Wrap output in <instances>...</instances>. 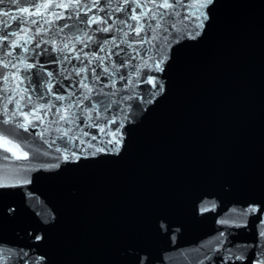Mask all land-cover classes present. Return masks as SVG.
Masks as SVG:
<instances>
[{
  "label": "water",
  "instance_id": "obj_1",
  "mask_svg": "<svg viewBox=\"0 0 264 264\" xmlns=\"http://www.w3.org/2000/svg\"><path fill=\"white\" fill-rule=\"evenodd\" d=\"M190 4L204 7L197 12ZM184 5L179 17H165L161 39L153 42L150 55L164 58L163 70L149 61L139 75H126L127 83L117 76L115 86L104 89L117 93L107 114L116 123H97L116 132L123 122L118 151L111 150V135L84 127L85 118L78 122L89 133L84 143L66 145L56 129L69 125L52 122L67 101L51 93L72 89L63 80L65 91H58L60 54L44 41L60 44L72 35V9H48L45 19H53L52 12L64 19L42 24L47 31L39 35L31 25L26 53L3 42L0 60L17 66L0 73L19 79L10 77L6 93L0 79V135L28 156L17 159L0 147V264H264V0ZM17 7L5 0L0 12L15 14ZM19 7L34 5L22 0ZM65 23L69 27L59 32ZM13 30H20L16 22ZM21 57L34 67L26 70ZM17 101L21 112L32 113L27 128L17 126L23 115L5 122ZM49 102L56 107L40 108ZM38 108L41 120L34 119Z\"/></svg>",
  "mask_w": 264,
  "mask_h": 264
},
{
  "label": "snow or ice",
  "instance_id": "obj_2",
  "mask_svg": "<svg viewBox=\"0 0 264 264\" xmlns=\"http://www.w3.org/2000/svg\"><path fill=\"white\" fill-rule=\"evenodd\" d=\"M11 4L17 5L15 14L9 11L0 12V49L4 47L3 42L9 41L10 48L16 49L20 47L23 52H28L29 49L25 44L32 41L33 36L29 35L31 31V25H36V34L47 31L43 28L42 24H47L50 27L55 19H64L63 14L51 13L53 19H45V15L48 14L47 10L50 8L72 9L73 14L77 18L72 25V35L66 39L61 38V43L56 44L54 39L46 40L44 43L53 45V51L58 52L60 55L56 59V63L63 66V71H58L57 75L60 78L58 81V91H65L63 80H68V87L71 91H66L64 95H56L51 93L53 85L49 83L47 85L48 91L55 98V101L62 102L67 101L66 105L61 104L56 107L54 103L41 104L40 108L51 111L53 107H56V112L53 113V123H59L63 121L69 125L67 129L57 128L58 132H61V139L68 138L67 143L79 140L84 143L83 136H88L89 133L85 132L82 127L79 126L81 118H85L84 127L99 128V132L105 135H111L112 139L108 141L109 144H114L115 147L112 151H118L120 145L119 127L123 126V122L118 125L116 132H111L109 129L106 132L105 127H100L97 121L105 122L106 124L116 123V120L108 116L109 108L114 102L111 97L117 95L115 91L105 92V87H114L116 83V77L119 76L120 80H125V76L134 72L136 75L140 74V70L150 67L149 61L157 70L162 71L160 64L163 62V57L160 61H156L150 53L152 52L153 42L161 39V29L164 28L162 21L165 17H179V8L184 7V0H68V2L57 3L56 0H43V2L37 3L36 0H24V2H30L34 5V8L19 7L22 0H9ZM5 0H0V5L4 4ZM188 7L195 9L197 12L204 7L203 4H190ZM95 9V11H93ZM137 9L141 11L137 12ZM170 10V11H164ZM83 13V18H81ZM92 13V15H89ZM103 13V15H100ZM122 13L123 15H117ZM202 14V13H201ZM195 15V12L193 13ZM39 17V20L32 19V17ZM71 19V16L68 17ZM188 17H186L187 19ZM111 21V23H109ZM153 21L155 23L153 24ZM11 22L17 23L19 31L13 30L11 32L8 29L11 27ZM135 22V23H133ZM20 25H27L28 27L20 28ZM91 25H96L93 29ZM199 26V25H197ZM67 23L59 26L58 31L63 32L64 28H68ZM175 27V25H173ZM100 35L97 36L96 34ZM110 34V35H105ZM15 38V39H10ZM76 45L81 47L77 49ZM95 46V50L92 51V46ZM123 45L124 47H121ZM40 44L37 42L36 48H39ZM89 49V52H85L84 49ZM113 49H116L115 56L119 60V64L112 59ZM47 55V49L43 50ZM144 52V56L140 55V52ZM35 52V48L33 49ZM123 53V56H121ZM6 57L12 56L11 51L4 53ZM76 60L77 64H72V61ZM136 60L138 63H131ZM20 62L24 68L31 69L33 64H26L21 57ZM70 65V67H68ZM16 64L11 63L8 60H0V68L8 69L9 67L16 68ZM120 68H125L128 72L121 73ZM97 69H100L97 74ZM52 73L49 72L48 76ZM89 76L91 79H89ZM10 77L19 79L18 74L3 75L0 73V79L3 80V92L6 93L8 89V81ZM75 77L76 79H73ZM105 78L108 83H102L101 78ZM145 81L155 85L156 81L148 80L145 75ZM127 83V80H125ZM162 88V85H161ZM2 94V93H0ZM41 95H44L42 92ZM93 97L96 99L94 100ZM21 99H24L21 96ZM123 99V97L121 98ZM85 101L88 102L87 106ZM9 100L8 103H11ZM28 103L32 101L29 98ZM119 103V102H116ZM21 105L17 101V110L13 112L6 123H11L13 119L19 114L25 117L24 123L17 122V126L21 128H27L32 123L28 119L31 112L23 113L20 111ZM40 108L37 109V114L34 115V119L41 120L42 117L38 114ZM119 111V109H117ZM95 113V117H93ZM4 114L7 115V105L5 104ZM35 126V125H33ZM75 129V131H74ZM5 131L12 132V129H5ZM70 133H72L70 135ZM96 136H92L91 140H95ZM91 140L88 141V147H95ZM0 147L5 151L13 153L17 159H26L27 152H24L20 144L14 143L8 139L7 136L0 135ZM97 151H104L103 148L97 149ZM92 154H95L93 152ZM75 153H73V156ZM67 158V157H65ZM8 159V157H4ZM248 211L255 212V208H250Z\"/></svg>",
  "mask_w": 264,
  "mask_h": 264
}]
</instances>
